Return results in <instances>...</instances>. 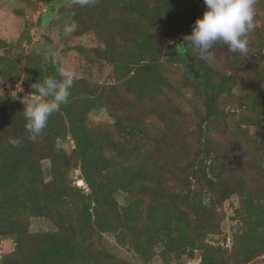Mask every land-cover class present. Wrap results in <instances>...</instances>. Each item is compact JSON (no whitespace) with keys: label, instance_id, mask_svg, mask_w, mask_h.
<instances>
[{"label":"trees","instance_id":"obj_1","mask_svg":"<svg viewBox=\"0 0 264 264\" xmlns=\"http://www.w3.org/2000/svg\"><path fill=\"white\" fill-rule=\"evenodd\" d=\"M206 10L204 0L78 4L77 30L97 37L112 83L75 79L35 142L24 93L0 97V238L15 244L0 264H132L106 248L108 238L139 264L171 255L185 264L197 252L201 264H251L264 255V34L256 27L243 56L217 43L211 63L188 45L186 64L176 47ZM164 34L178 43L167 47ZM7 46L0 39V49ZM59 67L36 51L0 55V86L21 83L36 96L44 79L60 78ZM101 112L110 121L92 120ZM234 196L241 231L230 247L212 245L207 239L222 234L221 208ZM35 218L53 230L32 231Z\"/></svg>","mask_w":264,"mask_h":264},{"label":"rangeland","instance_id":"obj_2","mask_svg":"<svg viewBox=\"0 0 264 264\" xmlns=\"http://www.w3.org/2000/svg\"><path fill=\"white\" fill-rule=\"evenodd\" d=\"M78 3L76 0H0V39L8 46L0 49V55H22L27 56L31 51L41 54L45 61L53 60L60 67L71 69L75 72V79H86L91 83L111 84L112 67L101 60L96 53V49L102 48L98 43L94 33H81L77 30L74 22L73 12L76 11ZM257 28L264 34V9L256 7ZM167 34L160 38L166 46H175L178 42L171 37L166 38ZM21 43V45L19 44ZM183 44V39L178 45ZM177 52V47H176ZM178 55V52H177ZM181 53L179 58L188 63ZM224 60V59H223ZM22 69V66H21ZM180 76V75H179ZM177 80V76L174 78ZM5 93L17 96L18 93H24L22 99L29 93L21 87V83L14 87L0 86V97ZM190 97V94L188 95ZM36 96H33L35 99ZM24 105V104H23ZM235 108L234 105H229ZM92 120L96 123L110 121L105 112L92 115ZM153 130L157 131L160 124L155 118L151 119ZM250 133H258L256 126L248 128ZM64 149L71 150L72 144L63 143ZM44 175L47 180L50 179V163L43 162ZM76 186L82 185L81 172L75 170L71 175ZM84 189L87 186H83ZM120 204L126 203V195L120 193L117 195ZM238 207V197L234 196L231 200L223 204L225 218L221 224L222 234L220 236L208 237V243L212 245H224L230 247L236 234L240 233L242 226L233 220V210ZM31 230L34 232L53 230L50 221L35 218L31 222ZM106 248L118 258L132 264H139L133 253L126 248L115 244L112 238L107 239ZM15 249V244L10 239L0 238V252L3 255L11 253ZM196 258L189 260L192 264H201V254L196 253ZM186 259V256L182 257ZM198 258V259H197ZM200 260V261H199ZM186 261L185 264H188ZM176 255L163 259L156 257L151 264H176ZM251 264H264V255L255 259Z\"/></svg>","mask_w":264,"mask_h":264},{"label":"clouds","instance_id":"obj_3","mask_svg":"<svg viewBox=\"0 0 264 264\" xmlns=\"http://www.w3.org/2000/svg\"><path fill=\"white\" fill-rule=\"evenodd\" d=\"M81 7L93 5L96 0H76ZM207 10L197 18L190 35L177 46L178 55L186 54L190 45L201 60L213 62L217 43L227 46L241 56L249 52L250 37L257 27L256 0H204ZM59 79L48 77L36 88V98L30 94L22 99L25 129L28 138L35 142L48 126L49 118L67 103L73 87L75 72L65 67L57 69ZM36 85V84H34ZM14 145L20 141H12Z\"/></svg>","mask_w":264,"mask_h":264},{"label":"built area","instance_id":"obj_4","mask_svg":"<svg viewBox=\"0 0 264 264\" xmlns=\"http://www.w3.org/2000/svg\"><path fill=\"white\" fill-rule=\"evenodd\" d=\"M0 259H2V253L0 252ZM198 259V258H197ZM200 261V260H199ZM188 264H192L190 261L188 262Z\"/></svg>","mask_w":264,"mask_h":264},{"label":"water","instance_id":"obj_5","mask_svg":"<svg viewBox=\"0 0 264 264\" xmlns=\"http://www.w3.org/2000/svg\"><path fill=\"white\" fill-rule=\"evenodd\" d=\"M182 39H180L179 41H181Z\"/></svg>","mask_w":264,"mask_h":264}]
</instances>
